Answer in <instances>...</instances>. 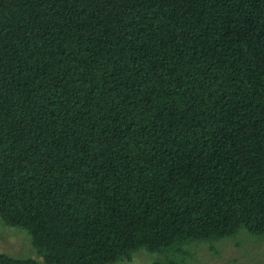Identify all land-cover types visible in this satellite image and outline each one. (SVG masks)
Here are the masks:
<instances>
[{
	"label": "trees",
	"instance_id": "1",
	"mask_svg": "<svg viewBox=\"0 0 264 264\" xmlns=\"http://www.w3.org/2000/svg\"><path fill=\"white\" fill-rule=\"evenodd\" d=\"M0 219L44 264L263 234L264 0H0Z\"/></svg>",
	"mask_w": 264,
	"mask_h": 264
},
{
	"label": "rangeland",
	"instance_id": "2",
	"mask_svg": "<svg viewBox=\"0 0 264 264\" xmlns=\"http://www.w3.org/2000/svg\"><path fill=\"white\" fill-rule=\"evenodd\" d=\"M0 253L16 258L31 257L44 264L29 232L8 226L1 219ZM154 260H168V264L169 261L174 264H264V233L251 235L240 230L232 236L191 241L177 249L162 252L141 248L133 251L129 258L119 259L113 264H149Z\"/></svg>",
	"mask_w": 264,
	"mask_h": 264
}]
</instances>
